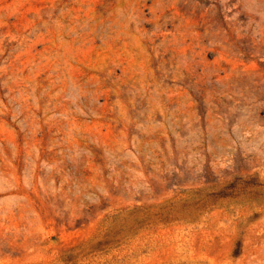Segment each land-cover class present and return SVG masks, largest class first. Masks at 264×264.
<instances>
[{
  "label": "rangeland",
  "instance_id": "1",
  "mask_svg": "<svg viewBox=\"0 0 264 264\" xmlns=\"http://www.w3.org/2000/svg\"><path fill=\"white\" fill-rule=\"evenodd\" d=\"M0 264H264V0H0Z\"/></svg>",
  "mask_w": 264,
  "mask_h": 264
}]
</instances>
